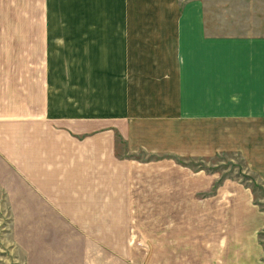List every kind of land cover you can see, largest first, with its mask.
I'll list each match as a JSON object with an SVG mask.
<instances>
[{
  "label": "crops",
  "instance_id": "crops-1",
  "mask_svg": "<svg viewBox=\"0 0 264 264\" xmlns=\"http://www.w3.org/2000/svg\"><path fill=\"white\" fill-rule=\"evenodd\" d=\"M133 1L42 0V31L25 35L44 39L38 48L23 45L20 14H0V248L9 214L10 246L22 256L21 240L31 243V264H151L155 243L128 222L136 209L128 193L134 162L115 154L125 133L119 120L140 112V87L148 92L143 104L161 103L143 107L144 118L264 125V4L249 1L259 6L255 25L216 34L232 23L225 4L218 20L205 0L149 18L134 16ZM58 6L78 11L56 17ZM102 51L109 66L86 65L99 54L102 62ZM24 52L34 61L24 62ZM88 69L110 72V95L87 85ZM159 230V264H169L166 247L184 243L168 237V225ZM256 264H264L262 255Z\"/></svg>",
  "mask_w": 264,
  "mask_h": 264
},
{
  "label": "rangeland",
  "instance_id": "rangeland-1",
  "mask_svg": "<svg viewBox=\"0 0 264 264\" xmlns=\"http://www.w3.org/2000/svg\"><path fill=\"white\" fill-rule=\"evenodd\" d=\"M29 1L0 0V14L5 11L12 16L8 20L14 19V13L20 14L24 20L23 45L38 48L43 46L44 39L35 42L26 39L25 35L32 29L42 31L39 21L42 0H33L34 6ZM188 1L134 0L130 11L134 16L167 18L180 13L181 5ZM249 1L209 0L210 6L205 0L208 14L215 10L214 18L222 19L219 7L225 4L233 20L214 33L255 25L260 16L257 14L259 6ZM252 1L264 4V0ZM51 11L56 17H62L63 13L73 16L78 7L58 6ZM11 26L14 24L8 23V29ZM148 42L144 40V44ZM23 57L24 62L30 58L34 61V56L26 52ZM102 58V62L101 54L87 58L86 65L109 66L105 53ZM86 72L88 86L97 83L102 94L110 95V72L89 69ZM126 76L127 72H124ZM139 93L140 101L136 106L140 112L119 120V130L125 133L117 138L115 154L134 162L128 172L131 177L128 193L133 195L136 209L128 216V222L135 223L134 233L141 237L145 235L147 239L150 235V242L155 243L150 248L151 264H159L161 250L165 254V248L158 244L161 223L168 225L170 239L178 234L184 243V247L175 244L166 247L169 264H256L259 255L264 261V125L261 134V127L240 126L239 122L229 120L195 124L190 119L176 122L172 118H144L143 107L147 108L149 103L160 106L161 103L143 104V93L148 92L140 87ZM118 102L125 108L134 107L133 103L121 104L119 98ZM202 213L205 215L201 217ZM209 213L216 218L215 230L211 216L208 219ZM10 218L7 214L4 219L7 227ZM7 227L2 232L7 233L4 237L8 243L0 248V264H31V243L21 240L22 249L28 252L25 255L23 251L21 256L10 246L9 239H15V233L8 232ZM209 240L212 241L211 253L208 252ZM217 246L228 247L222 253ZM246 258L251 261L247 262Z\"/></svg>",
  "mask_w": 264,
  "mask_h": 264
}]
</instances>
